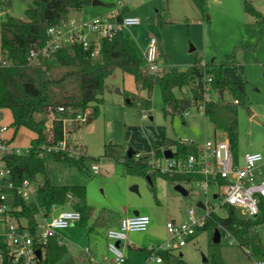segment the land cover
Here are the masks:
<instances>
[{
	"label": "rangeland",
	"instance_id": "1",
	"mask_svg": "<svg viewBox=\"0 0 264 264\" xmlns=\"http://www.w3.org/2000/svg\"><path fill=\"white\" fill-rule=\"evenodd\" d=\"M110 1L117 2V0H100L101 4L93 5L87 1L76 16L85 18L97 16ZM120 1L127 6L125 18H138V23H130L125 27L124 35L129 37L138 49L144 46L149 36H154L165 70H169L172 66L183 70L197 60L215 64L232 60L231 64L222 66V73L231 81L245 82L248 103V109L245 107L238 109V141L235 153L240 157L246 150L251 151L256 147L263 149L264 23H258L255 17L245 12L243 5L245 0H205L201 11L191 0ZM24 2L29 4V0H10L11 14L25 19ZM249 4L264 13V1ZM158 14L163 21H166L165 24L158 23ZM72 68L74 67L50 66L46 77L58 78ZM128 82H132V78L125 76L120 69H115L104 79L101 95L103 101L99 104L97 115L91 121L79 124L81 126L77 129L73 126L65 136L66 147L70 154L77 156L81 149L90 156L85 161L86 170H79L74 165L54 161L51 156H47L45 174L36 176L37 182L46 176L52 184L85 186V202L93 208V211L82 224H73L61 231V234L62 242L68 252L76 258L83 257L84 251L96 244L98 257L94 258V264L97 261L101 264H106V261L108 264H113L112 255L103 245L104 229L102 227L91 229L96 215L105 208L112 211L113 217L125 213L132 214L134 211L148 214L151 218L148 230L142 233H130L128 236L129 242L134 246L145 243L147 247L152 243L148 241L150 238L147 236L152 231L154 238L158 240L152 245L164 242L169 237L165 226L167 221L185 220L190 208L196 213H203L196 205L197 201L205 199L199 188L192 190L188 183H181L188 191L187 195H181L174 189V183L159 174H153L151 179L148 176L127 174L123 172L121 161L116 163L110 158L103 157L106 144L121 146L122 154H125V150L130 145L142 148L148 146L150 140L161 138L163 134L167 137L194 139L201 142L205 138L206 127L207 138H212L211 123L204 120L200 109L193 105L188 86L174 89V94L178 97V107L182 112L188 110L187 116L183 119L177 114H172L176 108L174 104L176 101L171 100L166 103L162 101L157 85L152 90L148 115L143 116V110L134 95H131L133 97L131 104H125L127 98L124 89ZM52 89L58 93L55 87ZM64 89L68 95L73 96V99L79 97L76 80L70 81ZM224 97L227 98V95ZM253 116H257L258 121L253 119ZM11 121L9 110H2L0 126L6 125L8 130L1 135H14V144L19 147L27 146L34 133L23 126L16 129ZM45 125H50L49 117H46ZM96 157H100L98 161L93 160ZM93 163L99 165V172H92L90 166ZM260 176L264 178V167ZM134 186L136 188H133ZM71 207H73L72 202L65 205V208ZM217 214L224 216L225 212ZM257 231L264 244V226H258ZM213 234L212 229L198 230L188 239L186 245L176 249L175 252L189 264H211L213 261L215 264H252V259L247 257L233 236L221 231L219 240L214 242ZM94 239L96 240L93 241ZM141 251L140 255H137L135 264H141L143 261L144 253L143 250ZM123 253L134 260L133 251L123 250Z\"/></svg>",
	"mask_w": 264,
	"mask_h": 264
},
{
	"label": "trees",
	"instance_id": "2",
	"mask_svg": "<svg viewBox=\"0 0 264 264\" xmlns=\"http://www.w3.org/2000/svg\"><path fill=\"white\" fill-rule=\"evenodd\" d=\"M200 11L205 0H191ZM8 0H0V6L7 5ZM87 3L86 0H30L24 8L25 19H20L9 13L5 14L0 22V50L5 63H0V109H8L12 115V124L15 128L20 126L31 130L35 136L30 140L27 153H9L4 156L6 165L10 169L14 182L28 178L36 179L38 174H45L46 158L51 156L54 161H63L74 165L79 170H86L85 161L90 158L83 150L77 156L68 150L46 151L47 146L57 144L63 139L61 118L66 114L73 116L75 110L84 111L87 106L92 109L86 122L91 121L98 113V106L102 103V89L104 79L111 75L115 69L133 76L135 83L146 90L145 105L150 104V97L154 86H158L162 101H175L173 90L188 86L193 104L211 122L216 139H227L234 154L238 141V109H248L244 81H231L222 73V66L231 64L232 60L213 62L195 61L183 70L172 66L161 75L146 73L143 70L141 58L137 48L131 43L123 31L108 39L101 38L99 52L96 58L90 57V50L84 49L80 44H71L60 47L53 57L42 59L39 64L29 60L30 50L41 47L47 40L49 27L59 23L70 16L72 12L79 11ZM244 10L256 18L258 23H264V13L257 11L251 4L244 1ZM121 13L117 19L120 20ZM158 23L163 25L166 21L158 14ZM74 67L62 73L58 78L46 77L50 66ZM210 78L208 80L207 78ZM78 83L79 97L73 99L64 88L74 81ZM56 88L53 91L52 88ZM206 90L218 95L216 101L205 99ZM227 95V98L224 97ZM70 108L71 111H58V107ZM46 117L50 118V125H45ZM76 125V127H78ZM171 148L174 155H185L196 148L193 142L184 143L180 140L164 138L163 142L152 146V155L160 157L162 149ZM133 152L122 154L119 145L106 144L103 157L114 162L122 163L123 172L148 176L159 174L171 183H188L194 177L181 173H160L147 163L149 157H135ZM100 157L93 158L98 161ZM75 199L73 208L80 212L78 223L82 224L91 214L93 208L86 204V188L81 184H52L46 176L38 182L36 198L37 204L25 205L15 215L28 217L30 229L34 233L32 213L43 209L45 216L52 212V207H62L68 202L67 194ZM225 215L220 216L211 212L198 230L212 229L219 233L224 231L234 237L237 244L249 251L247 257L264 258V244L258 234L257 227L264 226V198L260 200L259 211L253 217L244 218L231 206H225ZM109 211L104 209L99 213L98 219ZM41 247L40 245H38ZM4 264H24L22 261H13L3 248ZM66 247L57 243V237H49L43 245V254L34 264H56L65 257ZM165 264H189L178 254L169 250L157 251ZM205 264V263H204ZM207 264V263H206ZM211 264H215L214 261Z\"/></svg>",
	"mask_w": 264,
	"mask_h": 264
},
{
	"label": "built area",
	"instance_id": "3",
	"mask_svg": "<svg viewBox=\"0 0 264 264\" xmlns=\"http://www.w3.org/2000/svg\"><path fill=\"white\" fill-rule=\"evenodd\" d=\"M248 3L264 0H245ZM118 10L113 8L108 13L84 18L69 16L47 30L48 38L41 47L30 50L29 60L39 64L42 59L48 60L62 46L80 44L89 52L91 58H96L99 52L101 38H112L118 31H123L130 23H138L137 17L117 19ZM143 69L147 73L161 75L165 70L157 51V40L149 36L146 47L141 52ZM5 61L2 62L4 64ZM210 80V78H207ZM205 99L209 98L206 90ZM202 109V105L198 107ZM58 111L69 113L70 108L58 107ZM92 109L87 106L84 111L75 110V114H66L61 118L63 139L55 145L47 146L46 151L67 150L65 136L73 126L86 122ZM147 114L144 113L143 116ZM6 127L2 126L1 130ZM10 139L0 138V264H4L3 248L13 261H22L24 264H34L37 259L35 250L43 254V245L49 237H57V243L63 244L60 231L66 229L80 219V212L71 207L65 208L69 202L74 203L71 194H67L68 202L62 207H52L58 211L45 216L43 209L32 213L35 232L30 229L28 217L15 215L22 207V203L29 205L37 200L36 179L25 178L19 183L13 181L11 172L4 156L9 153H27L29 146L19 147L12 145ZM184 143L191 141L184 140ZM170 149L171 156H164V150ZM160 157L152 154L147 163L160 173H181L194 177L188 182L192 190L199 188L204 194L201 201L203 213H196L193 208L188 209L187 218L183 221L171 219L165 226L169 237L162 243L150 245L149 254L141 264L162 263V258L157 251L178 249L184 246L188 239L193 237L198 227L204 224L205 218L211 213L225 211V206L233 207L244 218L253 217L259 211L260 200L264 198V178L260 175L263 171L264 149L261 151H247L240 157L235 155L227 139H205L196 148L185 155H174L171 148L164 147ZM136 158L140 156L135 153ZM93 173L99 172V165L93 163ZM211 189V191H210ZM151 218L146 213H134L119 219L116 226L108 227L105 232L106 248L112 255L113 264H126L127 258L120 247V243L130 244L128 233L144 232L148 229ZM230 235L229 233H227ZM118 243V244H117ZM40 245L41 247H39ZM249 251L246 250V254ZM252 264H264V258L252 257ZM94 264V262H92Z\"/></svg>",
	"mask_w": 264,
	"mask_h": 264
},
{
	"label": "crops",
	"instance_id": "4",
	"mask_svg": "<svg viewBox=\"0 0 264 264\" xmlns=\"http://www.w3.org/2000/svg\"><path fill=\"white\" fill-rule=\"evenodd\" d=\"M87 1H89L90 3H92V1L93 0H87ZM94 1H96L95 3H92L93 5H97V4H101V2H100V0H94ZM98 1V2H97ZM29 2H30V0H29ZM25 3V2H24ZM9 5H10V0H8V3H7V5H5V6H0V22L4 19V17H5V14L6 13H9V14H11V9H10V7H9ZM25 6H24V8L28 5L27 3H25L24 4ZM103 5V4H102ZM106 8L105 9H103V10H101L99 13V15H102V14H106V13H108L111 9H113V8H115V9H117L118 10V12L119 13H121V15L122 16H124L125 14H126V11H127V6H126V4L125 3H123V2H121L120 0H117V2H112V1H110V2H108L107 4H106ZM84 7V6H83ZM82 7V8H83ZM82 10V9H81ZM81 10H79V11H75V12H72L71 14H70V16H73V15H77L78 13H80L81 12ZM24 11V10H23ZM12 15V14H11ZM14 16V15H13ZM98 16V15H97ZM78 17V16H77ZM80 17H84V16H80ZM85 18V17H84ZM127 37V36H126ZM127 38H129V37H127ZM129 40H130V38H129ZM131 41V40H130ZM147 41H148V39H146V42H145V44H144V46H140L139 47V49L137 48V51H138V54H139V56H141V52H142V50L146 47V44H147ZM131 43L133 44V42L131 41ZM134 45V44H133ZM135 46V45H134ZM4 61V56L2 55V53H1V50H0V63H2ZM204 62V61H203ZM124 73V72H123ZM125 74V76H128V77H130V78H132V82H128V84H127V86H126V88L124 89L125 90V98H127V101H125V104H131V102H132V100H131V98H133L131 95H134L135 96V99L137 100V103L139 104V106L141 107V109L143 110V114L144 113H146L147 115L149 114V108H150V104H151V97H150V104L149 105H145V102H144V100H145V98H146V90H144V89H142V88H140L136 83H135V81H134V78H133V76L132 75H130V74H128V73H124ZM117 91H119V90H117ZM137 92H138V95H137ZM173 93H174V90H173ZM175 95V94H174ZM175 97H176V95H175ZM182 97H184V96H182ZM209 98L210 99H212V100H214V101H216V98H218V95L215 93V92H210L209 93ZM177 100H178V97H176V102H174V104H175V111H172V114L173 115H179V116H181L183 119H185V117L187 116L186 114L188 113V110H185L184 112H182V110L178 107V104H177ZM192 100V99H191ZM192 103H193V101H192ZM194 105V104H193ZM4 109H6V108H4ZM4 109H0V113L2 112V110H4ZM98 111H99V106H98ZM10 112V111H9ZM10 114H11V112H10ZM203 115V114H202ZM203 117H204V120H208L204 115H203ZM149 118H151L150 116H149ZM11 120H12V115H11ZM209 121V120H208ZM12 122V121H11ZM210 122V121H209ZM211 123V122H210ZM2 126H5L6 127V129L5 130H1V127ZM81 126V125H80ZM80 126H78V127H80ZM211 126H212V124H211ZM78 127H76V129L78 128ZM17 129V128H16ZM6 130H8V126H6V125H1L0 126V138H3V139H10L9 141L11 142V144L12 145H16V144H14V142H13V137H14V135H11V136H2L1 135V133L2 132H4V131H6ZM71 133H73V131L71 132ZM206 133H207V128L205 127L204 128V134H205V138L203 139V141L205 140V139H212V138H215L214 137V132H213V127H212V138H207V136H206ZM35 136V134L31 137V139L33 138ZM164 138H169V139H173V140H180V141H184V140H187V141H191V142H193V143H195V144H201L203 141H201V142H198V141H196V140H194V139H185V138H176V137H173V136H169V137H167L165 134H163L162 135V137L160 138V137H158V138H154V139H152V140H150L149 141V144H148V146H143L142 148H136V147H134V145L132 146V145H130L126 150H125V152H128V150H130V151H132V152H138V153H141L142 155H151V154H149V153H152V146L153 145H158V144H161L162 142H163V140H164ZM30 139V140H31ZM30 145V142H29V144L27 145V146H29ZM83 146H84V148H85V151H87L86 150V147H85V145L84 144H82ZM27 146H25V147H27ZM264 149V148H263ZM261 147H256L254 150H251V151H261V150H263ZM245 152H247V150L246 151H244V152H242V154L243 153H245ZM241 154V155H242ZM263 167H264V163H263ZM99 169H100V167H99ZM198 202V201H197ZM197 205V204H196ZM105 209H107L108 211H109V213H107V214H103V218L102 219H98L97 218V216L99 215H96V218H95V220L93 221L94 223H93V225H92V227H91V229H96V227H102L104 230H103V232H104V243H103V245H104V247L106 248V237H105V232H106V229L108 228V227H113V226H116L117 225V223H118V221H119V219L120 218H122V217H124V216H128V215H131V214H129V213H125V214H123V215H119V216H117V217H113L112 216V211L110 210V209H108V208H105ZM58 211V208H55L54 210H53V212H52V214H54V213H56ZM102 212V211H101ZM138 213H144V212H140V211H137ZM92 213V212H91ZM103 213V212H102ZM132 214H134V212L132 213ZM91 215V214H90ZM78 222H76V223H73V224H77ZM72 224V225H73ZM71 226V225H70ZM68 228V227H67ZM63 230H65V229H63ZM63 230H61V231H63ZM148 230V229H147ZM146 230V231H147ZM60 231V237H61V239H62V232ZM146 231H144V232H146ZM130 233H134V232H130ZM130 233H128V236H129V234ZM142 233V232H141ZM154 232L152 231V232H150V234L149 235H147L148 236V238H150L148 241L150 242H156V241H158L156 238H154V234H153ZM220 238V237H219ZM96 239H94L93 241H95ZM152 243H151V245H152ZM162 243V242H161ZM93 244H94V242H93ZM157 244H159V242L157 243ZM63 245L66 247V245L64 244V242H63ZM186 245V244H185ZM120 247L126 252H128V250H131V251H133L134 252V260H132V258L131 257H126L127 258V261H126V264H135L136 262V259L138 258L137 257V255L139 256L140 254H139V252H142L141 250H143V253H144V257L142 258V260H144L145 258H146V256L149 254V247H147L146 246V244L145 243H143L141 246H134L133 245V243H130V244H128V243H125V242H122V243H120ZM182 247V246H181ZM180 248V247H179ZM178 248V249H179ZM66 249H67V247H66ZM106 250H107V248H106ZM175 250L176 249H174V250H172V252L173 253H175V254H177V252H175ZM97 251H98V248L96 247V244H94V246L92 247V248H88V249H86L85 251H84V254L85 255H83V257H79V258H76V257H74L71 253H69L68 252V250H67V253H66V255H65V257L63 258V259H61L60 261H59V263H61V264H65V263H67V264H91L90 262L91 261H95L94 260V258L95 259H97V255H98V253H97ZM142 254V253H141ZM97 256V257H96ZM82 258V259H81ZM103 259H105V260H107L108 258H106V257H102ZM184 259V258H183ZM185 260V259H184ZM186 261V260H185ZM83 262V263H82ZM58 263V262H57ZM96 264H101V262L100 261H97V262H95ZM106 264H108V261H106ZM151 264H163V262L162 263H155V262H152Z\"/></svg>",
	"mask_w": 264,
	"mask_h": 264
},
{
	"label": "water",
	"instance_id": "5",
	"mask_svg": "<svg viewBox=\"0 0 264 264\" xmlns=\"http://www.w3.org/2000/svg\"><path fill=\"white\" fill-rule=\"evenodd\" d=\"M96 1H92V3H95ZM98 2V1H97ZM126 101H127V99H126ZM253 119H255V120H257L258 121V118H257V116H253L252 117ZM131 153H133L132 151H130V150H128V155H130ZM164 156H167V157H169V156H171V151H170V149H165L164 150ZM174 189L177 191V192H179L181 195H187V193H188V191L186 190V188L181 184V183H176V184H174ZM133 188H136L135 186L133 187ZM198 206H203V204H202V202L201 201H198L197 203H196ZM134 213L136 214V213H138L137 211H134ZM219 237H220V233H219V231L218 230H215L214 231V234H213V241L214 242H217L218 240H219ZM118 244V243H117ZM35 255H36V257L38 258V259H40L41 258V253H40V250L39 249H36L35 250ZM205 260V259H204Z\"/></svg>",
	"mask_w": 264,
	"mask_h": 264
}]
</instances>
